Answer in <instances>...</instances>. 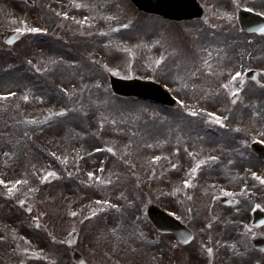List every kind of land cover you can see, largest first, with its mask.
Listing matches in <instances>:
<instances>
[{
  "label": "rangeland",
  "instance_id": "1",
  "mask_svg": "<svg viewBox=\"0 0 264 264\" xmlns=\"http://www.w3.org/2000/svg\"><path fill=\"white\" fill-rule=\"evenodd\" d=\"M232 1L199 0L206 21L175 23L127 0H0V27L45 30L13 47L0 34V173L16 204L59 206L60 234L80 228L87 264H186L210 238L252 236L250 198L238 194L240 206L224 210L210 190L230 177L246 183L249 98L264 108V90L244 78L248 67L264 71V36L239 30ZM237 1L264 14V0ZM109 75L159 82L178 107L117 97ZM235 90L243 100L231 107ZM150 203L188 225L194 242L178 248L158 234L145 216ZM62 264H73L64 247ZM250 264H264L251 245Z\"/></svg>",
  "mask_w": 264,
  "mask_h": 264
},
{
  "label": "flooded vegetation",
  "instance_id": "2",
  "mask_svg": "<svg viewBox=\"0 0 264 264\" xmlns=\"http://www.w3.org/2000/svg\"><path fill=\"white\" fill-rule=\"evenodd\" d=\"M248 111L249 121L255 124L257 137L264 145V109L261 106L256 108L250 106ZM249 169L247 192L244 194L250 197V210L259 206L264 211V183L252 176V173L255 172L264 178V159L254 154L250 155ZM1 176L5 177L6 175L1 174ZM239 179L231 178L228 184H234ZM219 189L220 194L229 192L228 188L219 187ZM236 189L232 191L234 192ZM14 202L13 195L4 197L2 192L0 193V264H15V258L22 257L23 259V256L31 248L54 255L58 259L61 258L62 238L60 234L61 216L58 214L59 206L53 210L52 205L40 202L39 205L31 206L32 214L25 215L15 210ZM38 206L41 213L38 211ZM31 218L35 219V226L41 228L37 233H33L34 230L28 226V221ZM248 223L250 225V214ZM231 233V231L226 232L227 236L220 237L217 243H213L212 240L202 243L198 249H195V254L189 257L186 264H250V244L238 242V238L231 236ZM46 236L49 239L48 244ZM213 245L216 247H212ZM208 249H212V252L209 253Z\"/></svg>",
  "mask_w": 264,
  "mask_h": 264
},
{
  "label": "water",
  "instance_id": "3",
  "mask_svg": "<svg viewBox=\"0 0 264 264\" xmlns=\"http://www.w3.org/2000/svg\"><path fill=\"white\" fill-rule=\"evenodd\" d=\"M141 11L159 15L172 20H185L192 18H204L201 8L195 0H131ZM238 21L242 30L264 33L259 29L264 28V18L246 10L237 8ZM111 88L115 94L122 96H134L141 99H149L164 105L174 106V100L158 84L151 81L138 79L124 80L110 77ZM148 219L161 233L172 232L181 244L188 243L192 235L188 229L176 219L165 214L155 206L147 209ZM260 243H256L259 246Z\"/></svg>",
  "mask_w": 264,
  "mask_h": 264
},
{
  "label": "snow or ice",
  "instance_id": "4",
  "mask_svg": "<svg viewBox=\"0 0 264 264\" xmlns=\"http://www.w3.org/2000/svg\"><path fill=\"white\" fill-rule=\"evenodd\" d=\"M81 6L82 5H79V4L76 5V7H81ZM63 15H66V13H64ZM27 30L30 31V32H40V31H43V29H40V28H30V29H27ZM259 31L264 32V28L259 29ZM159 62L160 61H157V63H159ZM239 76H240V73L239 72H236L235 73V76L233 78L239 77ZM240 82L243 83L242 80ZM6 95H13V94L12 93H7ZM25 99H27V97H25ZM181 103H183V101H181ZM192 115H196V113L193 112ZM211 115L212 116H215V113H212ZM216 123L217 124H220L221 123V120H220L219 117H216ZM109 151H112V149H109ZM153 159H158V157H153ZM210 159H215V157H210ZM173 167H175V165H173ZM191 174L192 175H195L196 174V168H192L191 169ZM48 175H56V173L55 172H51V173H48ZM88 176L89 177H92L93 176V173L89 172L88 173ZM252 176H254L257 180H260L261 183H264V178H261L255 172L252 173ZM96 179L97 180H100V177L97 176ZM0 183H4V181H0ZM16 183L19 184V183H21V181H16ZM184 183L185 184H188L189 181L188 180H185ZM104 203H108V201H104ZM72 215H76V214L75 213H72ZM208 252L211 253L212 252V249H208Z\"/></svg>",
  "mask_w": 264,
  "mask_h": 264
}]
</instances>
